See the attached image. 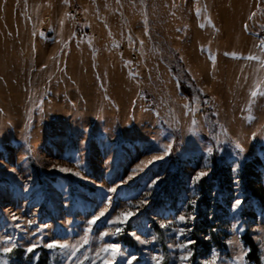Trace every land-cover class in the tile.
I'll return each mask as SVG.
<instances>
[{
  "label": "rangeland",
  "instance_id": "1",
  "mask_svg": "<svg viewBox=\"0 0 264 264\" xmlns=\"http://www.w3.org/2000/svg\"><path fill=\"white\" fill-rule=\"evenodd\" d=\"M261 31L264 0H0V264L2 246L27 253L53 241L78 246L74 264H101L106 244L153 264L161 257L153 225L179 264L215 148L234 199L220 207L225 248L201 262L240 264L243 254L247 264L250 232L264 264ZM173 183L186 195L177 209L161 191ZM121 212L135 215L112 223ZM125 232L137 249L114 242ZM50 250L51 264H69Z\"/></svg>",
  "mask_w": 264,
  "mask_h": 264
},
{
  "label": "trees",
  "instance_id": "2",
  "mask_svg": "<svg viewBox=\"0 0 264 264\" xmlns=\"http://www.w3.org/2000/svg\"><path fill=\"white\" fill-rule=\"evenodd\" d=\"M257 36L260 41L264 40L263 31L258 32ZM182 91L187 99L191 101L192 96L188 94L184 85H182ZM218 154V148H215L211 154L214 169L208 178L203 179L196 186L199 200L196 206V216L192 221L191 231L189 232L191 243L188 247L191 253V264H202L201 259L210 255L213 250L225 248L224 238L228 235L226 229L227 220L226 215L220 212V207L224 209L223 211H228L234 196L229 189V185L226 184L228 182V176L225 170L227 158L221 155L219 156ZM254 163L258 165L257 162ZM245 171L243 170L242 173L244 174ZM245 176L247 177L248 173ZM215 188L219 190L216 199L208 195ZM161 191L165 195L166 201L171 209H177L178 204L186 199V195L182 192L180 185L178 186L175 183L171 186L163 185ZM241 191L248 192L249 190L246 185H243ZM153 230L157 235V246L159 247L162 258L161 264H170L171 257L164 241L163 230L157 225H153ZM114 242L137 249V244L127 232L116 234ZM242 242L249 251L246 256V263L262 264L258 245L253 240L250 232L243 234ZM50 254L51 250L44 247L37 248L33 253L29 254L24 250L15 248L10 253L4 254L3 257L7 261V264H51ZM134 264H137V261Z\"/></svg>",
  "mask_w": 264,
  "mask_h": 264
},
{
  "label": "snow or ice",
  "instance_id": "3",
  "mask_svg": "<svg viewBox=\"0 0 264 264\" xmlns=\"http://www.w3.org/2000/svg\"><path fill=\"white\" fill-rule=\"evenodd\" d=\"M203 27V25H201ZM261 46L264 47V40L261 41ZM234 55V54H233ZM248 59H257V57H252L249 56ZM253 96L256 95V93H252ZM237 148H240L239 145L236 146ZM171 145H167L166 146V151L167 149H170ZM209 153H211V149L208 150ZM240 151H243V149H240ZM161 157H154L153 159H160ZM63 171H67L66 169H64ZM205 175H207L206 172L201 171L199 173H197V175L194 178L193 183L195 182H199L201 180L202 177H204ZM155 184V181L153 182V185ZM144 201H141V204H143ZM242 201L240 199H236L234 201V209H238L239 206L241 205ZM105 215L104 212H100L99 216L94 217L93 219L88 221L89 225H94L96 223V221L100 218L103 217ZM135 213L133 212H121L120 215L118 217H116V219L114 221H112V223L114 224H120L123 225L125 223H127V221L134 216ZM17 219L16 217H13V220ZM179 221L180 222H184L185 221V216L181 215L179 216ZM117 232L120 231V228L116 229ZM233 230L234 231H240L241 229L239 227H237L236 225H233ZM90 231V228L88 230L85 231V235L82 237V242L83 244H87L88 243V232ZM181 234H183V229L180 230ZM109 233L108 232H104L102 234V236H108ZM133 236L135 237V239L141 243V244H145L148 241L146 239H141L140 235H136L135 233H133ZM11 242V237H6L5 240L3 241V244H9ZM232 242L229 241V244H231ZM47 248L49 249H60L63 251V254L65 255V258L69 261V264H74V261L76 260L77 257V252H78V246L75 245H69L67 243H59L58 241H53L50 243H47L45 245ZM37 247L36 244H33L30 247H27L26 251L27 253H33L34 249ZM181 249H186L187 245L186 244H180L178 246ZM12 247L9 246H2V252L4 254H8L12 251ZM101 254H103V257L101 256ZM120 255V256H124L125 257V264H134V261H137V256L134 253H125L121 250L119 245L116 244H106L104 247L100 248L97 252H96V257L101 259V264H113V261L115 260V258ZM189 254H184V255H180L179 256V264H187V261L189 259ZM84 259H88L87 256L84 257ZM238 261L240 262V264H243V260H244V255H240L238 258ZM151 261L153 262V264H161L162 262V258L159 257L158 255H153L151 257ZM3 264H7V261L5 260L3 262ZM78 264H83V261H79ZM94 264V262H93ZM206 264H216V258L213 257V259H211L210 261L206 262Z\"/></svg>",
  "mask_w": 264,
  "mask_h": 264
},
{
  "label": "built area",
  "instance_id": "4",
  "mask_svg": "<svg viewBox=\"0 0 264 264\" xmlns=\"http://www.w3.org/2000/svg\"><path fill=\"white\" fill-rule=\"evenodd\" d=\"M204 101H208V98H204Z\"/></svg>",
  "mask_w": 264,
  "mask_h": 264
}]
</instances>
